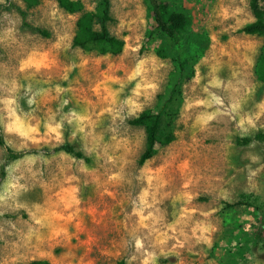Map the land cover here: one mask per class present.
I'll list each match as a JSON object with an SVG mask.
<instances>
[{"label": "rangeland", "instance_id": "obj_1", "mask_svg": "<svg viewBox=\"0 0 264 264\" xmlns=\"http://www.w3.org/2000/svg\"><path fill=\"white\" fill-rule=\"evenodd\" d=\"M7 1L0 0V4ZM13 1L28 14L29 23L48 32L49 36L23 29V19L14 9L0 16V98L6 94L5 89L8 87L4 82L11 81L16 74V66L19 65L21 83H26L23 77L28 75L34 85V91L71 86L72 91L63 96V99H69V105L64 108L65 112L70 109L79 111L85 106H89L91 112V106L107 103V90L101 81L107 77L106 70L110 65L99 60L86 61L82 68L74 69L65 80L62 77L66 66L79 63L78 54L82 51H87L94 57L109 55L111 66L119 65L116 72V77L119 78L123 76L126 64L131 60L129 52L137 51L132 47L133 39L140 43L138 51L141 56L149 54L153 64L159 62L167 65L166 69L160 70L164 80L163 92L157 94L152 104L144 109L152 113L154 109L155 114H162L159 143L155 155L150 159L153 163L149 174H166L170 181L167 187L174 193L182 187L192 186L191 183H184L186 177L189 180L196 179V196L190 197L191 202L197 208L212 213L205 222L211 224L215 231L211 233L210 245L193 242L195 247L192 251L180 250L179 254L160 256L156 264H264V142L254 140L256 135L264 131V117H261L255 128H249L247 132L236 128L235 124L221 123L214 135L206 133L198 139L186 131L195 119V114L190 112L191 118L183 117L179 110L184 103L185 93L192 94L195 81L199 79L200 83H204L213 72L218 77L229 78L240 60L244 61L246 67L238 78L243 79L252 90L245 111L251 114L252 111L258 110L257 105L264 100V84L259 80L257 72L259 61L264 54V37L240 32L255 20L251 0H166L170 11L181 12L189 20L186 30L177 40L169 39L157 29L151 4L148 0H142L151 21L146 32L131 35L126 33L121 38L115 31L113 19L109 24L112 34L125 42L120 54L107 53L105 49L108 48L102 45H90L87 49H82L74 44L69 51L53 54L48 49L55 43L56 34L44 15V0L38 3L33 0ZM229 4L236 9L237 16L244 15L242 10H246L247 14L235 31L225 32L224 28L236 23V18L228 15ZM220 6L224 9V22L213 24L209 28V15ZM9 30L16 33L15 43L9 38ZM217 46L222 49L224 46L234 48L239 59H231V67L221 66L217 71L213 67ZM222 60L229 62L230 57L225 55ZM118 87L119 85H113L114 89ZM54 96L53 92L50 96L38 98V118L45 116L50 108L54 111L58 107L59 101L53 99ZM21 105L25 111L28 110L25 100H21ZM95 111L97 116L103 118L95 129L100 133L109 126V120L100 107ZM5 115L3 105L0 104V116ZM39 131L42 135L44 130L41 128ZM178 133H183V138L179 137ZM4 135L5 139H10L13 143L20 140V137L14 134L8 135L4 132ZM69 135L70 129H66L65 142H68ZM127 135L139 141L140 146L129 158L134 159L138 167L142 168L144 165L139 162L147 148L146 131L144 127L132 125ZM246 139L252 141L247 143ZM177 140L181 141L182 151L178 150ZM30 144V149L50 147L43 142ZM71 144L85 154L82 150L84 141L78 138ZM0 149H3L0 159L6 161V150L1 146ZM169 153L172 154V162L166 169L161 170L162 160H166ZM87 157L91 162L83 161L89 168H99L103 163H97L94 157ZM63 163L54 161L49 165L45 171L46 180L55 176L60 171L58 165L63 166ZM3 168L0 167V194L3 183L8 179ZM258 168L261 171L253 178L256 185L253 189L248 181L249 169L255 171ZM201 170L214 172L211 184L194 175ZM127 171L133 176L138 174V169L132 165H129ZM75 174L81 186V191L77 194V198L81 200V204L77 206V215L72 217L71 209L68 210V215L56 213V222L64 226L61 233L64 239L61 240L60 236H57L60 242L48 250L45 242V251L33 255L31 264L36 261H48L50 264H117L118 261L124 260L123 253L117 248L121 234L127 226L125 216L131 212L125 202L130 198L135 199L151 180L145 181L143 185L133 180L132 185L123 184L105 189L99 186L104 179L102 176L97 179L99 173L95 176L79 172ZM85 181H88L86 186ZM221 188L227 190V198L218 196ZM71 197V191L65 193L66 199L70 200ZM44 199L42 191L37 188L25 197V202L31 207L33 203L43 204ZM179 206L177 204L174 207L170 198L158 205L164 215V225L173 222L174 213ZM196 207L191 209L194 219L204 220V217L198 215ZM114 213H119V216ZM134 219L142 221V218ZM7 220L13 223L19 220L22 225L23 222L29 221V217L23 211L15 215L9 213L0 218V224ZM24 230L27 231V228ZM172 243L169 242V247Z\"/></svg>", "mask_w": 264, "mask_h": 264}, {"label": "clouds", "instance_id": "obj_2", "mask_svg": "<svg viewBox=\"0 0 264 264\" xmlns=\"http://www.w3.org/2000/svg\"><path fill=\"white\" fill-rule=\"evenodd\" d=\"M103 6V0H77V7L68 11L61 7L60 0H44V15L56 34V41L51 44L48 51L53 54L69 51L73 47L80 21L88 17L90 22L94 23L96 18H101ZM110 11L115 31L121 38L126 33L142 34L151 24L142 0H111ZM242 11L244 15L237 16L233 5L227 6L228 15L235 17L236 23L224 28L223 31H235L247 14L246 10ZM223 16L224 9L220 6L209 15L208 27L211 28L216 23L223 24ZM9 38L15 43L16 33L9 30ZM132 47L137 51L129 52L131 60L126 64L123 76L119 78L116 77L119 65L112 67L109 55L94 57L87 51H82L78 54L79 63L66 66L62 77L65 80L74 69L82 68L86 61L99 60L110 65L106 70L107 77L101 81L107 90V103L91 106L93 109L91 112L89 106L79 111L70 109L65 112L64 108L69 105V99H63V96L72 91L71 86L68 88L56 86L34 91V85L28 75L23 77L26 83H21L19 65L16 66V74L11 81L4 82L8 87L5 89L6 94L0 98V104L3 105V112L6 115L0 116V126L8 135L20 137L18 143L6 139L5 145L23 155L21 159L11 162L0 159V167H4L8 177L2 185L0 194V218L9 213L15 215L23 211L27 213L29 221L23 222L22 225L19 220L16 223L7 220L0 224V264H31L33 255L45 251L43 247L45 242L48 250L60 242L57 236H60L61 240L64 239L61 235L64 226L57 223L55 217L57 212L68 215L69 209L72 217L77 215V206L81 204L77 194L80 193L81 186L76 172L91 176L99 173L97 179L104 177L99 186L105 189L123 184L132 185L133 180L140 185L151 180L135 199L130 198L125 202L131 208V212L125 216L127 226L121 234L117 248L123 253L125 264H156L160 256L179 254L180 250L192 251L195 244L210 245L211 233L215 229L205 221L212 213L197 208L190 199L196 196L194 190L196 179L189 180L186 177L184 183H191L192 186L182 187L174 193L167 187L170 181L166 174L157 173L150 176L152 160L140 168L134 159L129 158L140 146L139 141L127 135L132 127L131 121L139 119L145 107L150 106L156 95L163 92L164 80L160 70L167 68L165 63L153 64L149 54L141 56L138 51L140 43L134 39ZM224 49L217 46L213 56L215 60L213 67L217 71L221 66L231 67V59H239L234 48L224 46ZM225 55L230 57L229 62L222 60ZM244 67H246L244 61L240 60L229 78L218 77L213 72L206 82L200 83L199 79L194 82L191 95L185 93L184 103L179 110L183 117L191 118L190 112L195 114L192 124L186 128L192 137L200 139L202 134L214 135L221 123L235 124L236 128L247 132L249 128H255L261 117H264V100L257 105L258 110L252 111L251 114L245 111L252 90L243 79L238 78L242 76ZM114 84L119 87L114 89ZM53 92L55 96L52 98L59 101L58 107L54 111L50 108L45 116L38 118L36 115L40 104L38 98L50 96ZM21 100L26 101L27 111L22 107ZM97 107L106 113L109 120V126L100 133L95 131L103 119L97 116L95 111ZM153 112L155 113L154 109ZM41 128L44 130L42 135L39 131ZM66 129H70L69 143L79 138L84 141L82 150L85 155L94 157L97 163L103 162L99 168H89L83 160H78L63 151L53 152L47 157L42 152L30 153V142H43L49 145L50 149L63 145ZM183 135L178 133L181 138ZM176 144L179 146L178 150L182 151L181 141L177 140ZM0 153H3V149H0ZM54 161L64 162L63 166L58 165L60 171L50 180H46L45 171ZM171 162L172 154L169 153L167 159L162 160L161 170L166 169ZM129 165L136 167L138 174L133 176L127 171ZM260 171V168L255 171L249 169L248 181L253 189L256 188L253 178ZM194 175L211 184L214 172L201 170ZM87 183L88 181L84 182L85 186ZM37 188L42 191L44 202L33 203L29 207L25 197ZM68 191L72 193L70 200L65 198ZM218 196L227 198V190L221 188ZM169 198L174 207L177 204L180 206L174 213L173 222L164 225V215L158 205ZM194 207L198 215L205 218L204 220L194 219L191 211ZM114 215L119 216V213ZM134 218H142V221ZM25 227L27 231L24 230ZM169 242H173L171 247Z\"/></svg>", "mask_w": 264, "mask_h": 264}, {"label": "trees", "instance_id": "obj_3", "mask_svg": "<svg viewBox=\"0 0 264 264\" xmlns=\"http://www.w3.org/2000/svg\"><path fill=\"white\" fill-rule=\"evenodd\" d=\"M38 3L41 0H33ZM152 6L154 21L157 29L171 40H177L186 30L189 20L187 16L181 12L170 11L168 2L166 0H148ZM62 8L72 11L77 7V1L74 0H60ZM103 9L100 12L101 18H96L95 22H90L88 17H84L78 25V34L75 37L74 46L82 49H87L90 45L106 46L105 52L112 54L122 53L125 42L113 35L109 24L112 22L111 15V0H103ZM16 10L23 19L22 28L33 31L42 36L48 37L49 33L36 27L27 21L28 14L16 5L13 0H8L7 3L0 4V16L10 10ZM251 10L255 18L254 22L246 25L241 29V33L251 36L264 37V0H251ZM257 72L259 80L264 84V54L262 55ZM161 113H152L144 111L139 115V119H133L131 124L134 126L144 127L147 135V148L140 159V164L144 165L147 161L153 158L156 152V146L159 143V135L161 129ZM5 135L3 127L0 126V146L6 150V162L21 159V153L14 152L11 147L5 145ZM254 140L264 142V131L256 135ZM247 143L252 139H246ZM30 153L42 152L43 155L49 156L51 153H59L61 151L86 163H90L91 159L83 152L78 151L76 146L65 142L63 145L55 149L44 147L42 149H30ZM4 170V168H3ZM5 171V170H4ZM32 264H50L48 261H36ZM117 264H125L124 260H120Z\"/></svg>", "mask_w": 264, "mask_h": 264}]
</instances>
